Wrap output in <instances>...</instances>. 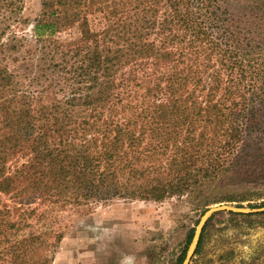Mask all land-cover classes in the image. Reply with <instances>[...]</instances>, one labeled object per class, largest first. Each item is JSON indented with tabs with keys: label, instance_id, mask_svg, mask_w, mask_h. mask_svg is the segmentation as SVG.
I'll return each instance as SVG.
<instances>
[{
	"label": "trees",
	"instance_id": "trees-1",
	"mask_svg": "<svg viewBox=\"0 0 264 264\" xmlns=\"http://www.w3.org/2000/svg\"><path fill=\"white\" fill-rule=\"evenodd\" d=\"M100 5L112 15L96 29L89 12ZM23 8L0 0V193L61 208L186 194L204 208L264 192L230 193L264 184V0H38L33 17ZM22 23L28 49L12 28ZM258 215L229 220L250 227ZM24 240L5 249L9 264H30Z\"/></svg>",
	"mask_w": 264,
	"mask_h": 264
},
{
	"label": "rangeland",
	"instance_id": "rangeland-1",
	"mask_svg": "<svg viewBox=\"0 0 264 264\" xmlns=\"http://www.w3.org/2000/svg\"><path fill=\"white\" fill-rule=\"evenodd\" d=\"M37 11L38 0H24V16L33 17ZM111 13L106 5L94 8L89 12L92 27L106 26ZM12 28L26 34L23 47L28 49L30 26L22 23ZM59 35L62 39L76 36V26ZM245 187L264 191V184L240 183L230 193ZM14 201L18 199L0 193V264H9L5 249L22 239L30 264H181L188 249L187 234L194 232L207 207L262 206L264 192H254L248 200L214 201L204 208L186 194L161 200L111 197L64 208L49 207L38 199L21 206ZM255 218L261 222L249 227L230 221V212L212 214L201 251L193 253L188 264H264V215Z\"/></svg>",
	"mask_w": 264,
	"mask_h": 264
},
{
	"label": "water",
	"instance_id": "water-1",
	"mask_svg": "<svg viewBox=\"0 0 264 264\" xmlns=\"http://www.w3.org/2000/svg\"><path fill=\"white\" fill-rule=\"evenodd\" d=\"M219 211H226L230 213H258L264 211V205L262 206H245V205H235L232 203H219L214 204L205 209L203 214L201 215L197 226L193 232V236L191 241L188 244V249L186 251L185 258L181 264H188L190 257L193 255L195 247L197 245L201 230L206 223V221L211 217L212 214L219 212Z\"/></svg>",
	"mask_w": 264,
	"mask_h": 264
}]
</instances>
